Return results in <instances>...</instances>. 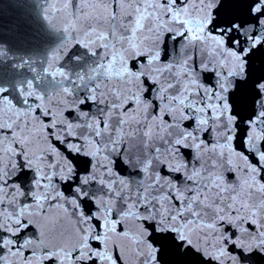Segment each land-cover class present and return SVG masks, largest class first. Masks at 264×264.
Returning a JSON list of instances; mask_svg holds the SVG:
<instances>
[{
  "label": "snow or ice",
  "instance_id": "6c2138e0",
  "mask_svg": "<svg viewBox=\"0 0 264 264\" xmlns=\"http://www.w3.org/2000/svg\"><path fill=\"white\" fill-rule=\"evenodd\" d=\"M42 17L62 42L0 85V264H264V0Z\"/></svg>",
  "mask_w": 264,
  "mask_h": 264
},
{
  "label": "water",
  "instance_id": "95a60500",
  "mask_svg": "<svg viewBox=\"0 0 264 264\" xmlns=\"http://www.w3.org/2000/svg\"><path fill=\"white\" fill-rule=\"evenodd\" d=\"M43 0H0V85L14 90L18 82L29 78L27 68L15 67L27 59L42 66L48 54L63 40L42 17Z\"/></svg>",
  "mask_w": 264,
  "mask_h": 264
}]
</instances>
